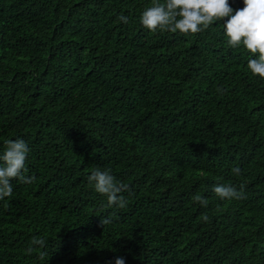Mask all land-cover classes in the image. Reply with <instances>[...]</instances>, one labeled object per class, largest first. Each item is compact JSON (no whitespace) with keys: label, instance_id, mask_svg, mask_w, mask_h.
Segmentation results:
<instances>
[{"label":"trees","instance_id":"16d2710c","mask_svg":"<svg viewBox=\"0 0 264 264\" xmlns=\"http://www.w3.org/2000/svg\"><path fill=\"white\" fill-rule=\"evenodd\" d=\"M148 6L0 0V154L24 140L34 177L13 180L0 201V264H264L255 57L227 45L221 22L195 35L150 32L140 23ZM96 168L128 186L125 208L89 185ZM220 184L242 186V197L220 199ZM33 238L46 245L28 254Z\"/></svg>","mask_w":264,"mask_h":264},{"label":"clouds","instance_id":"9594fccd","mask_svg":"<svg viewBox=\"0 0 264 264\" xmlns=\"http://www.w3.org/2000/svg\"><path fill=\"white\" fill-rule=\"evenodd\" d=\"M244 7L233 9L229 0H151V6L146 7L140 16L143 27L153 33H180L195 35L204 32L213 24L221 22L224 28L227 45L232 49L243 47L253 57L247 62V69L253 76L264 79V0H243ZM124 23L128 18L121 14L118 17ZM30 149L22 139L9 140L0 154V201L13 194L12 181L31 183L34 177H26L27 157ZM236 175L240 168L232 169ZM88 183L98 194L107 198V206L125 208L128 200L122 193L128 191V186L117 181L110 169L96 168L88 177ZM213 191L222 200L240 199L243 189H237L230 184H220ZM194 201L207 207L208 200L200 195L193 197ZM203 219L208 220L205 214ZM110 223V218L101 219L104 226ZM46 245L42 238H33L27 248V253L35 251L34 246L41 249ZM44 254L42 253V256ZM115 264H125L124 258H117Z\"/></svg>","mask_w":264,"mask_h":264}]
</instances>
